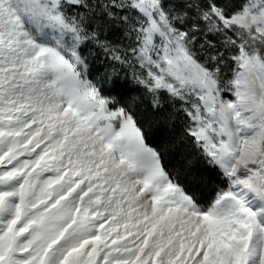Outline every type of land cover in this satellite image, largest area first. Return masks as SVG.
Masks as SVG:
<instances>
[{
	"label": "snow or ice",
	"instance_id": "6c2138e0",
	"mask_svg": "<svg viewBox=\"0 0 264 264\" xmlns=\"http://www.w3.org/2000/svg\"><path fill=\"white\" fill-rule=\"evenodd\" d=\"M0 264H264V0H0Z\"/></svg>",
	"mask_w": 264,
	"mask_h": 264
},
{
	"label": "trees",
	"instance_id": "16d2710c",
	"mask_svg": "<svg viewBox=\"0 0 264 264\" xmlns=\"http://www.w3.org/2000/svg\"><path fill=\"white\" fill-rule=\"evenodd\" d=\"M96 70H100V68L94 63L93 75H95ZM112 94L117 96L121 103L127 104L132 101L134 97L139 95V91L136 87L122 81L112 90ZM133 109L138 113L139 118L141 119V125L145 129L149 143L154 147H159L169 140L179 136V125H173L166 120L155 119L151 109L147 105V101L142 99L136 100ZM181 163L182 161L180 157L175 154H167L165 156V165L169 170L180 168ZM194 173L198 178L197 180H193L189 177L184 178L183 182L190 192H193L201 202H204L210 198V195L220 182L215 178L214 173L206 166L197 164L194 168Z\"/></svg>",
	"mask_w": 264,
	"mask_h": 264
},
{
	"label": "rangeland",
	"instance_id": "374dc122",
	"mask_svg": "<svg viewBox=\"0 0 264 264\" xmlns=\"http://www.w3.org/2000/svg\"><path fill=\"white\" fill-rule=\"evenodd\" d=\"M109 38L113 39L114 41L116 40V36L111 34V33L109 34ZM97 66H99V65H97ZM100 70H102V69H100ZM121 76H123V73H121ZM123 82H126L127 84L131 85L130 83H128L127 80H123ZM131 86L135 87L134 85H131Z\"/></svg>",
	"mask_w": 264,
	"mask_h": 264
}]
</instances>
